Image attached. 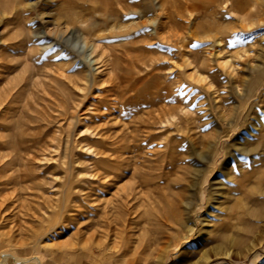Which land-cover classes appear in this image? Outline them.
I'll list each match as a JSON object with an SVG mask.
<instances>
[{"label": "rangeland", "instance_id": "obj_1", "mask_svg": "<svg viewBox=\"0 0 264 264\" xmlns=\"http://www.w3.org/2000/svg\"><path fill=\"white\" fill-rule=\"evenodd\" d=\"M193 3L0 0L5 264H264V0ZM85 20L107 69L116 56V79L81 80L89 48L56 40ZM108 208L122 211L120 237L95 225Z\"/></svg>", "mask_w": 264, "mask_h": 264}, {"label": "bare ground", "instance_id": "obj_2", "mask_svg": "<svg viewBox=\"0 0 264 264\" xmlns=\"http://www.w3.org/2000/svg\"><path fill=\"white\" fill-rule=\"evenodd\" d=\"M193 1V0H192ZM213 1H215V0H205V2L207 3V7H209V5H211V3L213 2ZM224 1H227V0H224ZM194 4V6H195V8L196 9H198V10H200V9H202L203 8V4H202V0H195V3H193ZM221 4V3H220ZM31 5H33V3H31ZM231 5V4H230ZM34 6V5H33ZM222 7H225V8H227L228 6L224 3V4H222L221 5ZM206 8V7H205ZM244 8H241V10H243ZM92 13V12H91ZM102 14V13H101ZM93 18V17H92ZM94 19V18H93ZM92 19V20H93ZM248 19V14H245V16L243 17V20H247ZM92 20H90V21H92ZM86 21V20H85ZM88 22H89V20H88ZM96 22V21H95ZM87 21L84 23L85 24V26L81 29V33H76L74 30L72 31L71 30V32H69L67 35H63L62 33H60L59 32V30L57 31V33H56V36H57V38L58 39H56V40H58V42L59 43H64V44H66L67 42L68 43H71V42H73L74 43V45H73V47H75V45L77 46V48L75 49V50H73V51H75V53H76V55H80V53H82L84 50L86 51V49L87 48H89V52H88V54H87V57H88V60H87V62H86V64H87V70H86V72L81 76V80H84V81H88L89 83L91 82V83H95V79H96V77H95V75H97V76H99V75H102L106 70H107V75H105V76H107V80H111V78H113V79H116V76H115V67L116 66H114L113 65V61L114 60H116V56L114 55V56H112V54H109L108 55V58H107V61H110V63H109V67L110 68H108L107 69V67H106V65L107 64H105L103 61H102V54H99V51L96 49L97 48V46L95 45V44H93L92 42L89 44V42H88V40L89 39H87V35L90 33V29H91V27H92V23L90 24V23H87ZM94 23V22H93ZM243 30H246L245 28L246 27H241ZM64 32V31H63ZM77 32H79V31H77ZM41 33H42V31H41ZM65 34V33H64ZM43 39V38H42ZM49 40H51V39H49ZM55 40V42H57ZM81 41V43H79ZM90 41V40H89ZM46 42V41H45ZM50 42V41H49ZM211 42H213V44H216L217 46H218V50H215L216 51V53L217 54H219L218 55V57H222V55H220V54H223V50H224V47H226V45L223 43H221L222 42V39H221V36H220V34H219V32H215L214 33V36L212 35V41ZM47 43V42H46ZM51 43H53V42H51ZM48 44H50V43H48ZM79 44L81 45V47L79 46ZM59 47V46H58ZM57 47V48H58ZM72 47V48H73ZM239 53V51H236L235 53H234V55H236V54H238ZM239 57V56H238ZM242 59V58H241ZM112 61V62H111ZM224 63H223V67H225V68H229L230 69V71L232 70V68H230L231 67V62H229V61H223ZM91 63V64H90ZM39 64V63H38ZM47 65V64H46ZM46 67V66H45ZM51 73V72H50ZM56 73V72H55ZM46 74V73H45ZM44 75V74H43ZM59 75H63V74H60V73H56V75L55 76H59ZM47 76V75H46ZM236 75H235V72H234V70H233V77H235ZM64 77V76H63ZM78 77H79V75H78ZM47 78V77H46ZM59 78V77H58ZM104 78V77H103ZM45 79V78H44ZM46 80V79H45ZM70 81V83L72 84V85H75V86H77V84H78V82H77V80H75V79H71V80H69ZM102 81H104V80H102ZM41 84H42V82H41ZM48 84V83H47ZM56 84V83H55ZM44 85V84H43ZM81 85V84H80ZM100 87H103L102 85H100L99 86V88ZM245 91H246V89L245 90H243L242 91V93H241V98H242V96L244 97L245 96ZM46 93V92H45ZM96 100V99H95ZM65 102L62 100V99H60V101L58 102V105L59 106H61L62 107V111L63 112H65L66 111V106H65V104H64ZM164 109H166L167 111H172V109L169 107V108H164ZM164 109L163 108H160V110L159 111H164ZM120 112V111H119ZM160 112H158V113H156L157 115L159 114ZM95 129L96 128H94V131H95ZM87 130H88V128H87ZM91 131H93V129L91 130ZM97 133V132H96ZM123 136H125V137H127L126 135H123ZM122 136V137H123ZM99 138H100V140L99 139H94V140H92L91 142L92 143H97V144H104L103 143V139H105V138H102V137H100V136H98ZM122 137L121 138H119V140H121V141H119V140H117L116 142H108V144H107V146H112V147H110V148H112V149H114V150H117V148L119 149L120 147H122V142H123V140L124 139H122ZM86 149H89V147H87ZM95 150H89V152H94ZM66 164H68V163H66ZM95 175V174H94ZM94 175H92L91 177L92 178H90L91 179V181H96L97 180V177L98 176H94ZM74 181L72 180V174H68L66 177H64V179H62V181H61V187L63 188L61 191H60V195H59V200H58V203L57 204H59L60 206H58V205H56V206H58L59 208H61V209H63L64 210V207L66 206V204H67V198L69 197V195H70V190H71V188H72V183H73ZM107 182H108V179L106 180H103L102 182H101V187L99 188L98 187V190H100V191H104L105 190V188L108 186V184H107ZM91 190H94L93 188H91L90 187V189H89V192L86 194V195H83V197L81 198L82 200H84L85 201V199L86 198H89V195H90V191ZM120 190L122 191V199H121V203L124 205V212H126L127 213V207H126V203H127V201L129 200V199H131V198H133V196H134V194H135V192L136 191H134L135 190V186H132V185H125L124 187H121L120 188ZM63 193V194H62ZM119 205V204H118ZM122 206V205H121ZM106 207V206H105ZM119 209V210H118ZM120 212H122L121 210H120V208H115L114 209V211H112V209L111 208H108L107 210H103V211H101V214L98 216V218H97V220H96V222H95V225H99V227H100V230H99V232H101L102 233V236L105 238V239H109L110 238V236H113L114 238H116V237H120V235L125 231L124 230V220L122 221V219H121V217L123 216L122 215V213L120 214ZM90 212L88 211V214H89ZM76 216L78 215V213H76L75 214ZM71 219V217L69 216L65 221H69ZM120 222H122L121 223V226H117V223H120ZM122 236V235H121ZM90 238V237H89ZM123 243H124V241H123ZM121 245V244H120ZM8 257H10V254H8V253H4V254H2L1 255V257H0V264H5L6 263V261H7V258ZM14 259V258H13ZM14 260H16V258L14 259ZM41 262H40V259H38V260H36V264H40Z\"/></svg>", "mask_w": 264, "mask_h": 264}]
</instances>
